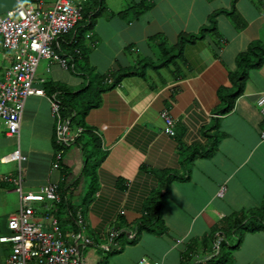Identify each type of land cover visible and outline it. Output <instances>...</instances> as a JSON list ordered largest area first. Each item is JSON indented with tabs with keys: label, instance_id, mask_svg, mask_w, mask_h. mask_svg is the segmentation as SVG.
<instances>
[{
	"label": "crops",
	"instance_id": "crops-1",
	"mask_svg": "<svg viewBox=\"0 0 264 264\" xmlns=\"http://www.w3.org/2000/svg\"><path fill=\"white\" fill-rule=\"evenodd\" d=\"M37 2L46 8L52 0H0V15L19 3ZM150 2V9L134 15L124 12L129 6L112 10L104 5L82 40L83 64L92 76L106 77L107 88L84 117L91 133L85 139L56 143L52 94L45 90L44 96L26 99L17 135L0 125V164L12 165L0 172L1 205L15 199L5 213V230L20 206L7 179L20 166L24 192L57 185L62 202L32 204L34 220L48 232L55 219L68 244L90 239L92 245L80 249L82 264H264V228L241 236L222 233L230 228L229 217L264 204V122L256 103L264 95V60L248 69L241 92L227 101L235 91L230 77L237 56L253 42L264 46V0ZM182 35L196 37L180 43ZM44 61L35 86L52 81L72 91L83 87L73 88L74 79L62 73L69 68ZM7 63L0 56V66ZM72 70L84 79L82 70ZM163 110L174 121L173 136L165 131ZM85 151L95 153L97 166L94 196L82 206L88 187L82 175ZM16 153L25 159H11ZM164 171L179 175L167 191L161 185ZM151 197L162 201V225L137 234ZM112 229L121 236L116 246L103 250ZM216 237L223 239L218 252ZM224 246L229 250L224 252Z\"/></svg>",
	"mask_w": 264,
	"mask_h": 264
},
{
	"label": "built area",
	"instance_id": "built-area-1",
	"mask_svg": "<svg viewBox=\"0 0 264 264\" xmlns=\"http://www.w3.org/2000/svg\"><path fill=\"white\" fill-rule=\"evenodd\" d=\"M85 1L52 0L46 8L41 2L28 5L19 3L0 15V56L8 60L6 65L0 66V119L8 135L18 134L26 99L45 95L41 86H35L39 61L46 60L48 65L57 63L62 69L73 67L71 56L58 54L54 47L57 39L70 32L81 19V7ZM49 102L52 116L56 119L55 141L61 146H68L82 132V128L71 133L69 120L61 117L60 102L54 94L49 96ZM256 103L264 122V95H259ZM161 118L165 131L173 136L172 117L163 110ZM261 138L264 139V130ZM62 154V150L57 153V161ZM11 159L20 162L25 158L16 153ZM54 167H57V162ZM7 180L19 194L20 206L7 222L8 233L0 234V264H82L80 249L92 245L90 239L68 244L55 219L51 220V230L48 232L34 220L32 204L60 201L57 185L49 183L37 192H24L20 166L16 176ZM224 192L225 187H220L217 196L222 197ZM121 233L119 229L110 230L107 243L101 249L116 246L115 241ZM127 236L130 237L128 233ZM222 240L218 237L214 242L217 252ZM143 263L144 260H141L140 264ZM198 263V260L194 262Z\"/></svg>",
	"mask_w": 264,
	"mask_h": 264
},
{
	"label": "trees",
	"instance_id": "trees-1",
	"mask_svg": "<svg viewBox=\"0 0 264 264\" xmlns=\"http://www.w3.org/2000/svg\"><path fill=\"white\" fill-rule=\"evenodd\" d=\"M105 8L106 7L104 6V0H86L85 2H83L81 7V19L76 23L75 27L70 32L57 39V45H55L54 47L55 51L58 54L71 56V62H73V69L82 70L81 75L87 79V84H85L81 89L76 91H72L67 85H64L63 83L52 81L44 83L41 87L43 91L45 90L47 92V94L55 93L57 95L58 93H60L59 95H57V98L61 106V117L69 120L70 129L82 128V134L79 133V138L77 135L78 139H75L76 143L79 139H81V137L85 139L84 134H91L89 129L85 128L84 117L91 108H95L99 105L100 94L102 91L107 89L103 87V81H106V77L104 78L103 76L99 75L92 76L91 70L86 69V64H83L84 51L82 50V40L85 34L93 26L96 17L99 16ZM150 8V0H138L134 5H131L127 9H125L124 12L133 10L134 15L135 13L139 14L141 12H145ZM207 29L208 28L202 29L200 34H202ZM185 37L188 39H192L196 36L190 35L187 37L182 35L180 36L179 42L182 43V40ZM263 60L264 46H262L259 42L251 43L245 52L237 56L236 71L231 74L230 77L231 87L234 88L235 91L234 95H229L227 97L228 102L232 103V100H234L236 96L241 92L248 69L259 67ZM87 140L88 143L90 142L93 145L92 141L94 140V138L92 139L91 137ZM85 153L86 154H84L85 159L82 175L87 177L88 187L81 200L82 206L88 205L92 201V198L94 196V181L96 180L94 176V169L97 166V158L95 153H87L86 151ZM178 176V174L164 171V181L161 185H163L165 191L168 190L170 181ZM156 193L157 191L154 194ZM154 199V197H151V199H149L145 203L142 209L141 218L137 222V234L141 233L142 231L149 230L156 223L162 225V220L160 216V207L162 206V201L159 200L157 202ZM60 200V202H62V199ZM75 211H77V209ZM259 211L260 210L251 212V216H249V213L246 212L236 213L232 215L231 217H229V220H231L229 221L230 228H227L226 231L222 230V233L224 234V236H227V233L230 234V232H236L237 229H243L241 233L240 231H237V233H240L241 236L243 232H254L256 230L264 228V215L259 214L261 213ZM255 213H258L260 217H256ZM252 218L255 219H253V221L248 222V220ZM227 220L223 221V223L220 225L225 226Z\"/></svg>",
	"mask_w": 264,
	"mask_h": 264
},
{
	"label": "rangeland",
	"instance_id": "rangeland-1",
	"mask_svg": "<svg viewBox=\"0 0 264 264\" xmlns=\"http://www.w3.org/2000/svg\"><path fill=\"white\" fill-rule=\"evenodd\" d=\"M137 1L138 0H104V5H107L106 7L113 8L112 10H116V9H120V8H127V6L133 5ZM156 55L158 56V53H156ZM44 65H45V61L44 60H40L39 63H38V67H37L38 70L36 69V73H40L42 68L44 67ZM50 65H52V64H50ZM72 69L73 68H71V66H69L68 71H66V72H63L62 70L61 71H62V73L67 75V78L74 79V81L71 82L73 88H75V89L76 88H81L80 86H84L87 83V79L86 78L82 79L81 77L78 78V76H77L78 74L76 72H72L73 71ZM73 82L76 83V84H77V82L78 83L82 82V83L80 85H76V84H73ZM0 125L3 126L2 120H0ZM37 139L38 138L36 137V140ZM10 167H12V165L0 164V172L1 173L6 172V171H8L10 169ZM14 201H15L14 198H10V200L6 203L5 206L1 205V201H0V234H7L8 233L5 230L6 229V227H5L6 221H5L4 218H5V213L14 207ZM258 210H260L259 212H261L259 214H263L264 215V204L261 207V209H258ZM246 213H248V212H246ZM255 214H256L255 215L256 217L257 216L260 217V215L258 213H255ZM251 215H252V213H249V216H251ZM253 219H255V218L249 219L248 222L253 221ZM237 231L238 232L240 231V233H241V231H243V229H237ZM240 233H238V234L240 235ZM245 233L246 232H243V235ZM217 239H218V237L215 238V241ZM228 240L231 243L230 244L231 246H233V244H235V239L234 238L231 237ZM222 248L224 249V252L229 250V248H227V246H224ZM111 264H113V262H111Z\"/></svg>",
	"mask_w": 264,
	"mask_h": 264
}]
</instances>
